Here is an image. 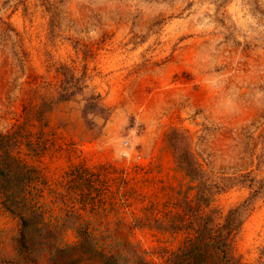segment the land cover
<instances>
[{
	"label": "rangeland",
	"instance_id": "rangeland-1",
	"mask_svg": "<svg viewBox=\"0 0 264 264\" xmlns=\"http://www.w3.org/2000/svg\"><path fill=\"white\" fill-rule=\"evenodd\" d=\"M66 80L76 88L59 100ZM98 94L102 109H87ZM44 102L52 108L34 131L45 129V149L33 160L66 195L56 215L126 226L163 263L189 233L169 220L197 205L177 131L205 173L201 213L221 221L251 201L234 246L264 264V0H0V129ZM2 206L7 255L18 221Z\"/></svg>",
	"mask_w": 264,
	"mask_h": 264
},
{
	"label": "trees",
	"instance_id": "trees-1",
	"mask_svg": "<svg viewBox=\"0 0 264 264\" xmlns=\"http://www.w3.org/2000/svg\"><path fill=\"white\" fill-rule=\"evenodd\" d=\"M75 81L69 84L66 80V92L60 94L59 100L74 93H69V89L76 88ZM99 98V94L92 95L87 109L101 110ZM51 108V102H44L39 108L29 110L26 122L17 128L0 129V202L18 221L17 231L10 238L13 253L2 255L0 252V264H38L39 258L48 254L50 264H252L244 262L234 246L251 201L232 207L221 221L215 210L202 214L200 208L210 200L201 187L205 173L186 147L187 136L177 131L170 134V140L179 167L198 182L197 205L194 209L189 204L188 213L177 214L169 220L175 229L189 233L163 263L149 260L147 251L129 238L130 231L122 233L126 226L101 231L91 228L89 221L71 209L65 215H56L52 205L64 202L66 195L33 160L45 149L46 136L43 127L34 131L35 122L45 126V114ZM210 188L213 191L222 186L214 183ZM69 229L76 231V241L64 240Z\"/></svg>",
	"mask_w": 264,
	"mask_h": 264
}]
</instances>
